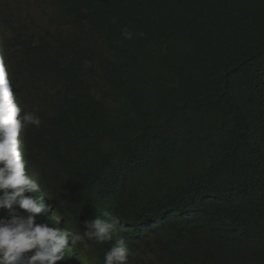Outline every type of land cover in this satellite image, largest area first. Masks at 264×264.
I'll return each instance as SVG.
<instances>
[{
	"label": "trees",
	"instance_id": "16d2710c",
	"mask_svg": "<svg viewBox=\"0 0 264 264\" xmlns=\"http://www.w3.org/2000/svg\"><path fill=\"white\" fill-rule=\"evenodd\" d=\"M27 2L0 30L62 220L119 216L127 264H264V0Z\"/></svg>",
	"mask_w": 264,
	"mask_h": 264
},
{
	"label": "clouds",
	"instance_id": "9594fccd",
	"mask_svg": "<svg viewBox=\"0 0 264 264\" xmlns=\"http://www.w3.org/2000/svg\"><path fill=\"white\" fill-rule=\"evenodd\" d=\"M121 34L129 40L134 36L129 29ZM9 60L0 30V264H89L78 248L88 252L93 243L113 240L103 264H127L130 243L117 236L119 216L102 210L84 221V231L73 232L68 220L56 213L26 152L25 129L38 128L42 121L34 112L23 111Z\"/></svg>",
	"mask_w": 264,
	"mask_h": 264
},
{
	"label": "rangeland",
	"instance_id": "374dc122",
	"mask_svg": "<svg viewBox=\"0 0 264 264\" xmlns=\"http://www.w3.org/2000/svg\"><path fill=\"white\" fill-rule=\"evenodd\" d=\"M2 2H4L6 5H10L12 6V8L16 10V8L18 9V11L20 12V16H21V20H28L29 21V17L31 18H37L39 19V13L38 11L32 6V4H23V3H28L27 0H1ZM16 1L18 2V5H15ZM3 37H11L12 34L9 33L8 31H2ZM11 55L18 57L19 55V51L17 49L12 50L11 51ZM31 106L33 109L38 108V103L36 102L35 104L33 102H31Z\"/></svg>",
	"mask_w": 264,
	"mask_h": 264
}]
</instances>
